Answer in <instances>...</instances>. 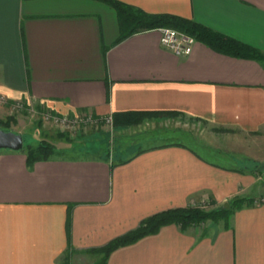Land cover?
I'll use <instances>...</instances> for the list:
<instances>
[{
    "label": "crops",
    "instance_id": "1",
    "mask_svg": "<svg viewBox=\"0 0 264 264\" xmlns=\"http://www.w3.org/2000/svg\"><path fill=\"white\" fill-rule=\"evenodd\" d=\"M118 1L264 53V0ZM160 37L154 30L118 42L116 12L96 0H0L2 108L177 114L111 127V136H149L127 156L87 148L105 126L66 140L44 122L38 132L58 150L48 160L28 167L23 150H0V264H99L98 250L153 214L264 195L259 178L241 171L245 160L264 165V67L198 41L177 56ZM105 264H264V202L234 211L227 228L165 226Z\"/></svg>",
    "mask_w": 264,
    "mask_h": 264
},
{
    "label": "trees",
    "instance_id": "2",
    "mask_svg": "<svg viewBox=\"0 0 264 264\" xmlns=\"http://www.w3.org/2000/svg\"><path fill=\"white\" fill-rule=\"evenodd\" d=\"M96 1L108 5L116 12L119 24L118 42L135 34L169 28L194 38L195 41L210 47L218 53L232 58L253 60L264 67V53L257 48L222 35L192 20L172 14L146 13L139 8L118 0ZM176 116V113L169 112L117 113L112 115V127L114 129H122L146 120H160L174 118ZM58 136L69 140L65 133H58ZM22 150L26 154L28 167H31L36 162L48 160L57 153L55 147L44 141L34 145L25 146L23 144ZM246 162L253 164L254 167L257 165L253 161L245 160L244 163ZM250 202V200L236 198L229 203L228 208L219 210L205 211L199 206H189L153 214L143 219L134 230L113 239L102 249L98 250L97 252L102 254V260L99 264H105L107 256L112 251L131 245L142 238L156 235L163 227L168 225H176L182 231H185L190 227L201 225L206 221L215 223L222 221L224 227L227 228L229 216L236 210L250 206Z\"/></svg>",
    "mask_w": 264,
    "mask_h": 264
},
{
    "label": "rangeland",
    "instance_id": "3",
    "mask_svg": "<svg viewBox=\"0 0 264 264\" xmlns=\"http://www.w3.org/2000/svg\"><path fill=\"white\" fill-rule=\"evenodd\" d=\"M15 104L11 105L10 107L2 108V104H0V129L8 131L9 129H21L22 132L24 133L22 136L23 138V144L26 145H34L37 144L41 141H44L48 144H50V138H47V136H41L38 132V129L42 126V123L50 124L52 126V129H55L58 133V129L51 123H48L47 121H43L41 119V115L39 113H36V111L30 110L27 107L23 106L21 108L14 106ZM2 108V109H1ZM87 127H91V129L95 130V126H90L88 125ZM111 126H106L103 132L98 133L97 136L94 133V136H96L97 139L92 142V145L88 144L87 148L91 150V146L94 148L99 149V151L104 150L105 153L109 156V158H112V155L114 153H118L120 156H127L130 154V152L133 149H138L139 147H144L148 145L146 140L148 139V135L145 134H139V135H113V132H111ZM113 128V127H112ZM98 130L100 128H97ZM108 134H105L108 132ZM112 133V134H111ZM66 134V133H65ZM78 133H75L76 135ZM68 135V134H66ZM51 138L55 139L54 136ZM100 141V142H99ZM55 142V141H54ZM52 145V144H50ZM54 147V145H52ZM85 148V147H83ZM57 150V149H56ZM58 151V150H57ZM85 152V151H84ZM78 155V154H76ZM80 156V155H79ZM83 156V155H81ZM218 162H221V160H217ZM257 165L254 167L253 164H250L248 162L243 163L241 171H248L250 173H253L256 178H259L257 184L260 189L264 190V165L259 164L257 162H254ZM246 200H250L251 205L259 204L264 202V195L257 196L256 197H246L243 198ZM231 202V201H230ZM227 205H229V203ZM201 207L205 211H210V210H219L222 208H228L221 206V205H214L212 202H203L202 204L195 205ZM209 224H215V222L211 221H206L205 223L198 225V226H193L190 228H195L197 227L201 231L205 230V226ZM219 225H224L222 221L216 223Z\"/></svg>",
    "mask_w": 264,
    "mask_h": 264
},
{
    "label": "built area",
    "instance_id": "4",
    "mask_svg": "<svg viewBox=\"0 0 264 264\" xmlns=\"http://www.w3.org/2000/svg\"><path fill=\"white\" fill-rule=\"evenodd\" d=\"M161 33L160 44L165 49L171 51L177 56H187L192 52L193 45L195 44V39L186 36L176 30L169 28L159 29ZM5 103V98L0 97V104ZM16 107H23L21 102L15 103ZM41 119L53 124L60 133H66L69 135H74L81 128L88 125L100 127V126H111V117H95L89 114H82L76 116H60L51 113L41 114Z\"/></svg>",
    "mask_w": 264,
    "mask_h": 264
},
{
    "label": "water",
    "instance_id": "5",
    "mask_svg": "<svg viewBox=\"0 0 264 264\" xmlns=\"http://www.w3.org/2000/svg\"><path fill=\"white\" fill-rule=\"evenodd\" d=\"M23 149L21 135L0 129V150L20 151ZM228 205L225 204L224 207Z\"/></svg>",
    "mask_w": 264,
    "mask_h": 264
}]
</instances>
